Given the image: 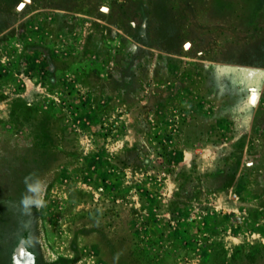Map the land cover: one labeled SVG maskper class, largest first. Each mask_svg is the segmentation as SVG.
<instances>
[{
    "label": "rangeland",
    "instance_id": "374dc122",
    "mask_svg": "<svg viewBox=\"0 0 264 264\" xmlns=\"http://www.w3.org/2000/svg\"><path fill=\"white\" fill-rule=\"evenodd\" d=\"M0 264H264V0H0Z\"/></svg>",
    "mask_w": 264,
    "mask_h": 264
},
{
    "label": "clouds",
    "instance_id": "9594fccd",
    "mask_svg": "<svg viewBox=\"0 0 264 264\" xmlns=\"http://www.w3.org/2000/svg\"><path fill=\"white\" fill-rule=\"evenodd\" d=\"M30 180H33V177L31 175L25 178L27 192L37 194L40 193L43 187L42 182L39 179H35L32 183H29ZM21 202L26 209L33 204H35L37 207H41L44 203L42 199H33L28 195H25Z\"/></svg>",
    "mask_w": 264,
    "mask_h": 264
},
{
    "label": "bare ground",
    "instance_id": "6f19581e",
    "mask_svg": "<svg viewBox=\"0 0 264 264\" xmlns=\"http://www.w3.org/2000/svg\"><path fill=\"white\" fill-rule=\"evenodd\" d=\"M253 91V90H252ZM254 95L253 94H251V96H250V98H249V101L252 103L253 101H254Z\"/></svg>",
    "mask_w": 264,
    "mask_h": 264
},
{
    "label": "crops",
    "instance_id": "0c3cea01",
    "mask_svg": "<svg viewBox=\"0 0 264 264\" xmlns=\"http://www.w3.org/2000/svg\"><path fill=\"white\" fill-rule=\"evenodd\" d=\"M222 204H225V205H230V203H229V202H227V199L223 200V201H222Z\"/></svg>",
    "mask_w": 264,
    "mask_h": 264
},
{
    "label": "water",
    "instance_id": "95a60500",
    "mask_svg": "<svg viewBox=\"0 0 264 264\" xmlns=\"http://www.w3.org/2000/svg\"><path fill=\"white\" fill-rule=\"evenodd\" d=\"M186 46H188V45H186ZM250 102V101H249ZM251 103V102H250Z\"/></svg>",
    "mask_w": 264,
    "mask_h": 264
}]
</instances>
